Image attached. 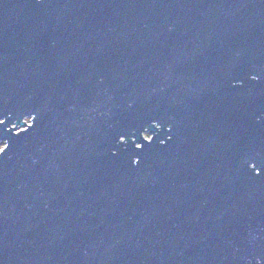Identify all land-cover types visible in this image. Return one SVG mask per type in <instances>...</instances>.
<instances>
[{"label": "water", "instance_id": "95a60500", "mask_svg": "<svg viewBox=\"0 0 264 264\" xmlns=\"http://www.w3.org/2000/svg\"><path fill=\"white\" fill-rule=\"evenodd\" d=\"M0 141V264H264V0H0Z\"/></svg>", "mask_w": 264, "mask_h": 264}, {"label": "rangeland", "instance_id": "374dc122", "mask_svg": "<svg viewBox=\"0 0 264 264\" xmlns=\"http://www.w3.org/2000/svg\"><path fill=\"white\" fill-rule=\"evenodd\" d=\"M25 124H28L29 122H30V118L29 117H25V118H23V120H22ZM14 124H12V126H13ZM23 126H19V127H17V128H14V131H17V130H19L20 128H22ZM142 136L144 137V138H149V134L148 133H146V132H143L142 133ZM3 145H4V142L3 141H0V149H2V147H3Z\"/></svg>", "mask_w": 264, "mask_h": 264}, {"label": "trees", "instance_id": "16d2710c", "mask_svg": "<svg viewBox=\"0 0 264 264\" xmlns=\"http://www.w3.org/2000/svg\"><path fill=\"white\" fill-rule=\"evenodd\" d=\"M146 133H148L147 131H145ZM149 134V133H148Z\"/></svg>", "mask_w": 264, "mask_h": 264}]
</instances>
